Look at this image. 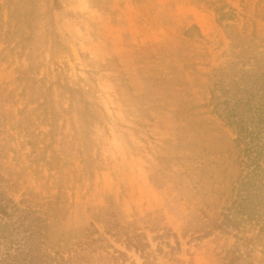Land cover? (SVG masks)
<instances>
[{
	"label": "rangeland",
	"instance_id": "1",
	"mask_svg": "<svg viewBox=\"0 0 264 264\" xmlns=\"http://www.w3.org/2000/svg\"><path fill=\"white\" fill-rule=\"evenodd\" d=\"M251 67L264 71L257 0H0V166L30 181L15 200L58 194L55 227L100 240L95 264H264V237L239 258L247 229L200 231L210 147L231 135L203 98L246 97ZM158 115L174 129L155 148Z\"/></svg>",
	"mask_w": 264,
	"mask_h": 264
},
{
	"label": "trees",
	"instance_id": "2",
	"mask_svg": "<svg viewBox=\"0 0 264 264\" xmlns=\"http://www.w3.org/2000/svg\"><path fill=\"white\" fill-rule=\"evenodd\" d=\"M257 3L264 4V0H257ZM253 69L251 67L250 75L240 77L243 85L251 82L249 89L245 87L240 90L242 95L247 93L246 97L231 102V97L227 96L218 110V104L212 102L215 94L211 90L210 97H204L202 105L208 109V115L217 113V118L222 121L217 125L218 129L227 127L236 138L221 131L224 138L219 136L218 144L210 147L211 192L216 209L211 216L205 217L200 231L204 235L213 231L229 235L232 230L240 234V231L247 229L242 238L244 247L243 252L238 254L239 258L249 257L256 248L254 240L261 241L264 237V71L257 74ZM224 93H229V89L226 88ZM150 123L154 127L150 131L152 137L145 141H150L156 148L157 144L168 141L174 125L169 117L161 115L152 116ZM160 131L166 132L167 137H160ZM49 162L47 159L45 165ZM15 167L3 163L0 166V264L100 262L101 256L97 253L99 247H93L100 240L81 235L65 237L64 226L55 227V221L59 218L53 211L55 204L59 203L58 194L48 193L47 197L42 198L23 194L15 200L14 194L30 184V181L23 179L22 170L17 171ZM31 175L34 178L31 189H36L38 184L47 191L51 189L47 186L54 180L50 170L47 176L38 175L36 170ZM90 175L89 179L93 177V174ZM241 223L244 224L243 228H240ZM120 230L127 233L121 226ZM132 238L133 235L128 237L125 245L132 244ZM165 245L172 256L174 247L167 243ZM144 246L148 245L137 243L132 248L143 251ZM261 247L264 250V243H261Z\"/></svg>",
	"mask_w": 264,
	"mask_h": 264
},
{
	"label": "crops",
	"instance_id": "3",
	"mask_svg": "<svg viewBox=\"0 0 264 264\" xmlns=\"http://www.w3.org/2000/svg\"><path fill=\"white\" fill-rule=\"evenodd\" d=\"M156 2H158L159 4H164L165 2H167L168 0H155Z\"/></svg>",
	"mask_w": 264,
	"mask_h": 264
}]
</instances>
